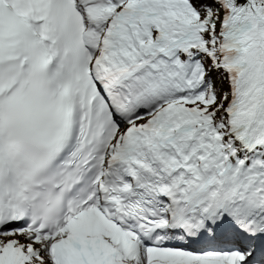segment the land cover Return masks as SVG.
Listing matches in <instances>:
<instances>
[{"label": "snow or ice", "instance_id": "snow-or-ice-1", "mask_svg": "<svg viewBox=\"0 0 264 264\" xmlns=\"http://www.w3.org/2000/svg\"><path fill=\"white\" fill-rule=\"evenodd\" d=\"M0 264H264V0H0Z\"/></svg>", "mask_w": 264, "mask_h": 264}]
</instances>
